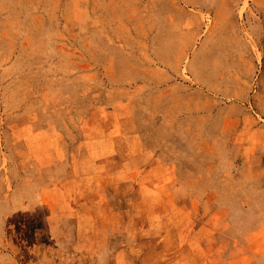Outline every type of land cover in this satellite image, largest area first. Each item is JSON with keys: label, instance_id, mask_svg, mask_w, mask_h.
I'll list each match as a JSON object with an SVG mask.
<instances>
[{"label": "rangeland", "instance_id": "obj_1", "mask_svg": "<svg viewBox=\"0 0 264 264\" xmlns=\"http://www.w3.org/2000/svg\"><path fill=\"white\" fill-rule=\"evenodd\" d=\"M182 1L0 0V264H264V0Z\"/></svg>", "mask_w": 264, "mask_h": 264}, {"label": "crops", "instance_id": "obj_2", "mask_svg": "<svg viewBox=\"0 0 264 264\" xmlns=\"http://www.w3.org/2000/svg\"><path fill=\"white\" fill-rule=\"evenodd\" d=\"M181 2L184 4V5H189V4H185L182 0H181ZM180 3V2H179ZM195 69H196V67H194Z\"/></svg>", "mask_w": 264, "mask_h": 264}]
</instances>
